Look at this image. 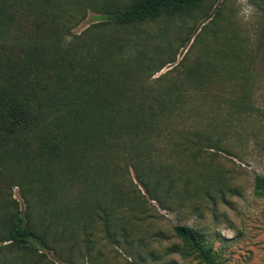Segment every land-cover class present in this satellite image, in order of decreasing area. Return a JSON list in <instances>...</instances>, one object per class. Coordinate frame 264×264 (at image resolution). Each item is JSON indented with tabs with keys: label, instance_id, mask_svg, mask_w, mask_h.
Here are the masks:
<instances>
[{
	"label": "trees",
	"instance_id": "trees-1",
	"mask_svg": "<svg viewBox=\"0 0 264 264\" xmlns=\"http://www.w3.org/2000/svg\"><path fill=\"white\" fill-rule=\"evenodd\" d=\"M201 1L0 0V174L8 173L5 179L25 197L21 209L0 203V264H12L4 249H46L59 196L73 185L83 193L98 188L115 173V159L128 163L156 200L147 181L170 180L166 166L154 167L163 144L193 155L200 146L218 148L211 134L231 125V113L249 106L242 39L215 29L216 41L203 60L180 76L170 77V67L150 85L139 80L152 69L148 37H129L128 31L159 17L190 15ZM86 9L100 20L72 34L76 14ZM166 57L152 73L172 62ZM220 100L226 107L221 119L205 106ZM253 190L264 196L263 176H254ZM78 204L82 208L83 201ZM39 207L48 214V230L33 220ZM172 233L200 262L213 264L200 231L176 224Z\"/></svg>",
	"mask_w": 264,
	"mask_h": 264
},
{
	"label": "rangeland",
	"instance_id": "rangeland-1",
	"mask_svg": "<svg viewBox=\"0 0 264 264\" xmlns=\"http://www.w3.org/2000/svg\"><path fill=\"white\" fill-rule=\"evenodd\" d=\"M201 2L190 15L159 17L128 29L129 37H148L152 54V69L139 80L153 85V78L170 67V77L184 72L203 60L208 45L216 41L215 29H226L245 43L251 85L247 110L237 109L230 126L211 134L218 148L200 146L193 155L163 144L154 167L166 166L170 180L149 176L147 187L155 190L156 200L119 159L115 173L98 188L83 193L82 186H70L54 201L60 212L46 234L47 248L4 249L12 264H203L173 235L176 224L203 234L213 264H264V196L253 190L254 176L264 177V0ZM76 16L72 34L100 20L90 9ZM202 24L200 36L194 37ZM164 57L172 62L152 73ZM205 106L212 107L211 116L224 117L223 101ZM5 175L0 174V203L23 208L25 197ZM47 216L40 207L33 212L38 229H47Z\"/></svg>",
	"mask_w": 264,
	"mask_h": 264
}]
</instances>
